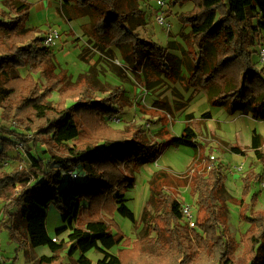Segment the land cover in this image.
<instances>
[{
	"label": "trees",
	"instance_id": "obj_1",
	"mask_svg": "<svg viewBox=\"0 0 264 264\" xmlns=\"http://www.w3.org/2000/svg\"><path fill=\"white\" fill-rule=\"evenodd\" d=\"M141 1L63 0V5L76 17L89 19L86 32L96 45L117 48L122 59L141 71L147 81L163 74L177 76L181 61L169 52L171 47H161L139 34L148 25ZM172 1L193 4L190 12L179 16L180 36L192 55L188 84L206 90L213 105L223 106L231 114L240 112L264 121V67H256L250 51L254 38L264 33V0ZM2 17L0 14V28L11 35L14 24ZM28 39L27 44L0 46V110L4 118L18 121L27 133L1 128L14 140L3 141L7 144L3 147L12 149L20 143L29 163L28 168H18L10 174L2 172L0 166V200L7 203L5 226L21 247L49 248L52 255L42 256L38 264H64L61 254L65 244L69 245L71 264H93L87 256L92 250L103 254L98 264H139V243L132 253L122 249L116 256L110 253L124 241L128 244L129 239L114 220L106 222L102 215L118 213L136 222L126 199L127 191L134 186L133 178L125 170L131 172L132 165L140 167L156 161L159 148L146 140L140 126L127 131H114L108 126L107 117L122 111V89L105 90V98L94 99L99 90L97 78L81 75L72 82L67 75H56L54 55L43 46V39L35 31L29 33ZM25 68L45 80H35L31 74L22 76L20 70ZM57 87L64 101L76 102H50ZM211 118L210 113L199 120L187 115L182 135L172 139V144L197 152L205 150L199 136ZM263 148V137L254 132L249 148L231 147L230 152L245 156L253 151L264 164ZM4 151H0L2 163L8 158ZM212 152L211 149V155ZM211 155L206 158L208 169L190 178L200 232L181 224L182 204L163 191L162 179L153 182L144 208L145 241L151 243L150 247L177 250L182 257L179 264H234L232 255L237 245L229 235L226 205L221 199L226 177ZM73 169L86 172V180L65 183V174ZM17 185H22L18 192ZM248 193L245 189L240 201L244 214L250 208L245 203ZM255 200L256 196L252 204ZM51 205L64 216L65 226L56 230V236L70 232L67 243L54 241L48 233L47 210ZM244 218L250 225L243 238L251 258L249 264H264V212H252ZM197 251L200 253L195 258Z\"/></svg>",
	"mask_w": 264,
	"mask_h": 264
},
{
	"label": "rangeland",
	"instance_id": "obj_2",
	"mask_svg": "<svg viewBox=\"0 0 264 264\" xmlns=\"http://www.w3.org/2000/svg\"><path fill=\"white\" fill-rule=\"evenodd\" d=\"M160 2L164 3L162 7ZM0 5L3 20L14 24L11 35L0 28V46L10 48L12 44H27L28 35L32 31L43 40L50 32H57L59 38L56 40V46L51 48L55 74L67 75V79L72 82L78 81L81 75L86 76V79L97 78L99 90L93 95L96 100L105 98V90L111 91L116 87L122 89L124 97L120 102L122 111L115 117H107L108 126L114 131H127L131 127L133 129L140 126L146 140L159 148L160 156L156 161L140 167L132 165L131 172L125 170L131 174L130 178H133L134 186L127 191L126 199L136 222L133 224L118 213L102 215V220L106 222L114 220L129 239L128 244L124 241L110 253L116 256L121 249L132 253L134 246L139 243V264H179L182 257L177 250L172 249L168 252L169 247H165L167 250L150 247L151 243L145 241L142 220L144 208L150 198L153 182L162 179L163 191L175 196L182 205H191L194 220L197 222L198 205L191 193L190 178L195 173H204L208 169L206 158L211 155L212 149L211 159L220 164L226 177L221 199L226 205L229 235L235 239L237 245L232 259L234 264H249L251 258L245 249L243 238L250 225L244 215L250 217L252 212H264V164L257 160L253 151L243 156L231 153L230 148H249L254 132L259 133L264 139V121L240 112L231 114L223 106L213 105L206 90L195 89L188 84V63L192 55L187 52V46L180 36L182 25L179 16L190 12L193 4H175L172 0L141 1V8L148 21L145 30H139L141 38L153 41L164 48L170 46L169 52L181 61L177 76L169 78L163 74L152 81H147L141 71L123 60L117 48L107 49L96 45L86 32L89 19L76 17L71 9L64 7L63 0H0ZM158 12L164 17V26L156 22ZM263 47L264 33L260 37H255L250 47L253 63L261 70L264 67L260 56ZM20 72L24 77L31 74L35 80L40 79L41 82L45 80L40 78V74L31 72L29 68L21 69ZM59 90L60 87H57L52 91L50 102L56 105L59 103L71 105L76 102L74 99L64 101ZM206 113H210L212 118L203 125L199 136L202 145L205 144L207 147L205 150L197 152L192 148L172 144V139L182 135L187 115L192 114L199 120ZM1 128L27 134L18 121L4 118L0 110V151L5 150L4 153L6 152L8 156L5 163L0 162V166H3L1 171L10 174L15 169L28 168V159L20 143L15 148L4 149L3 146L7 144L4 145L3 141L14 140L11 135L3 133ZM46 157L49 158V155ZM79 172L78 180L85 181L86 172L82 170ZM21 188L22 185H17L16 192ZM245 189L249 190L245 201L250 205L248 214L242 212L240 204L245 197ZM254 196L256 200L252 204ZM6 205L5 201L0 200V264H38L42 256H51V251L46 246L36 249L29 246L21 247L11 238L5 226ZM63 219L64 216L53 205L48 208L46 221L48 233L57 242L67 243L70 232L56 236V230L65 226ZM181 224L189 227L186 220H182ZM189 229L192 230L191 227ZM195 230L200 232L197 226ZM173 245L175 247L176 244ZM68 251L69 245L65 244L61 254L64 264H71ZM198 253L200 251H197L195 258ZM87 256L93 264H98L103 258V254L96 250H92ZM78 257L79 254L75 256Z\"/></svg>",
	"mask_w": 264,
	"mask_h": 264
},
{
	"label": "built area",
	"instance_id": "obj_3",
	"mask_svg": "<svg viewBox=\"0 0 264 264\" xmlns=\"http://www.w3.org/2000/svg\"><path fill=\"white\" fill-rule=\"evenodd\" d=\"M161 7L164 5L163 2H160ZM156 22L160 26L165 25L164 17L162 13L158 12L157 16L155 17ZM59 38V34L57 32H50L47 34V36L43 40V46L49 48L51 50L52 47L56 46V40ZM260 56L262 59V62H264V47L260 51ZM65 183H73L79 178V171L77 169H73L69 171L67 174H65ZM182 211L184 214V220H186V223L191 227L192 229L196 228V222H195V216L192 212V206L189 204L182 205ZM56 241V239H54Z\"/></svg>",
	"mask_w": 264,
	"mask_h": 264
},
{
	"label": "crops",
	"instance_id": "obj_4",
	"mask_svg": "<svg viewBox=\"0 0 264 264\" xmlns=\"http://www.w3.org/2000/svg\"><path fill=\"white\" fill-rule=\"evenodd\" d=\"M3 5V4H2ZM1 6V5H0ZM1 8V7H0ZM1 10V9H0ZM51 236V235H50Z\"/></svg>",
	"mask_w": 264,
	"mask_h": 264
}]
</instances>
